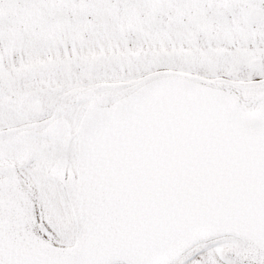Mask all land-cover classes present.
Here are the masks:
<instances>
[{
	"label": "snow or ice",
	"instance_id": "obj_1",
	"mask_svg": "<svg viewBox=\"0 0 264 264\" xmlns=\"http://www.w3.org/2000/svg\"><path fill=\"white\" fill-rule=\"evenodd\" d=\"M0 264H264V0H0Z\"/></svg>",
	"mask_w": 264,
	"mask_h": 264
}]
</instances>
